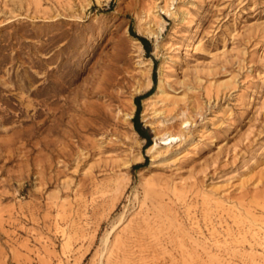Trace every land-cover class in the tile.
I'll return each mask as SVG.
<instances>
[{
  "label": "rangeland",
  "instance_id": "obj_1",
  "mask_svg": "<svg viewBox=\"0 0 264 264\" xmlns=\"http://www.w3.org/2000/svg\"><path fill=\"white\" fill-rule=\"evenodd\" d=\"M0 264H264V0H0Z\"/></svg>",
  "mask_w": 264,
  "mask_h": 264
},
{
  "label": "bare ground",
  "instance_id": "obj_2",
  "mask_svg": "<svg viewBox=\"0 0 264 264\" xmlns=\"http://www.w3.org/2000/svg\"><path fill=\"white\" fill-rule=\"evenodd\" d=\"M156 95H160V96H162L163 98H167V93L162 89V87L161 86H159L158 87V89H157V92L155 93ZM154 94V95H155ZM41 111V110H40ZM36 112V111H35ZM42 112V111H41ZM37 115V117H38V115L39 114H36V113H34L33 114V116L35 117ZM30 117V116H29ZM31 118V117H30ZM131 118V115L130 114H125V119L126 120H128V119H130ZM32 119V118H31ZM148 119H150L149 117H145L144 118V120L146 121V120H148ZM187 123V122H186ZM189 124V123H188ZM184 127V126H183ZM161 137H164V138H162L164 141H167L166 142V144L167 143H171L172 141H174V140H177L179 137H176V135H172V134H170V133H168V132H166V133H163V134H161V135H156L155 137H154V142H153V144H151L148 148H147V150L148 151H152V150H154L158 145V143H157V140L159 139V138H161Z\"/></svg>",
  "mask_w": 264,
  "mask_h": 264
},
{
  "label": "trees",
  "instance_id": "obj_3",
  "mask_svg": "<svg viewBox=\"0 0 264 264\" xmlns=\"http://www.w3.org/2000/svg\"><path fill=\"white\" fill-rule=\"evenodd\" d=\"M137 38L142 42L144 48L147 49V43H148L147 39H145L144 37H140V36H137ZM138 106H139V103L137 102V107ZM137 113H138V110H137ZM134 125H135V129H136L137 133L140 135V137L147 139L149 141L150 137H151V135L149 133V129L142 128L140 123L136 120L134 122Z\"/></svg>",
  "mask_w": 264,
  "mask_h": 264
}]
</instances>
